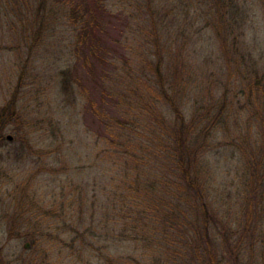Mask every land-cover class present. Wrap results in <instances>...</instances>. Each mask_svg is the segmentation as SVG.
<instances>
[{"label":"rangeland","instance_id":"1","mask_svg":"<svg viewBox=\"0 0 264 264\" xmlns=\"http://www.w3.org/2000/svg\"><path fill=\"white\" fill-rule=\"evenodd\" d=\"M239 3L236 20L214 0H0V111L15 100L20 116L0 130V264H107L106 243L133 254L74 230L120 229L105 213L112 121L152 144L181 113L217 257L264 264V0ZM30 231H44L35 246Z\"/></svg>","mask_w":264,"mask_h":264},{"label":"trees","instance_id":"2","mask_svg":"<svg viewBox=\"0 0 264 264\" xmlns=\"http://www.w3.org/2000/svg\"><path fill=\"white\" fill-rule=\"evenodd\" d=\"M214 1L219 7H225L227 18L237 20L245 16V5L239 0ZM81 19L85 29L91 31V24L84 21V16ZM70 73V70L61 72L66 91L71 87L67 81ZM9 102L0 111V130L14 121V117H20L15 100ZM178 119L168 135L155 133L152 144L144 140L135 142L132 134L118 132L124 127L122 120L112 121L111 147L119 148L110 154L115 158L118 175L114 178L115 189H110L116 195L109 199L105 213L106 222H120V229L115 237L113 229L97 231L92 221L84 229L74 230L82 238L83 246L99 247L96 243L101 239L133 245L134 253L120 259L108 254L110 244H104L106 253L101 251V254L107 264H227L224 255L217 257L215 216L201 182L202 172L198 167V152L192 147L191 130L186 128L182 113ZM116 141L119 142L114 145ZM42 234L44 231H30L26 237L35 246L37 236Z\"/></svg>","mask_w":264,"mask_h":264},{"label":"water","instance_id":"3","mask_svg":"<svg viewBox=\"0 0 264 264\" xmlns=\"http://www.w3.org/2000/svg\"><path fill=\"white\" fill-rule=\"evenodd\" d=\"M9 138L11 139V136H9ZM25 247L28 248L29 247V243H26Z\"/></svg>","mask_w":264,"mask_h":264}]
</instances>
